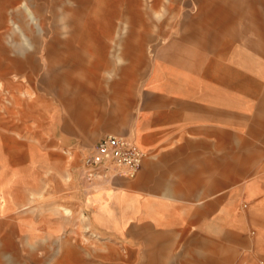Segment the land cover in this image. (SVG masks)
<instances>
[{
	"label": "rangeland",
	"instance_id": "1",
	"mask_svg": "<svg viewBox=\"0 0 264 264\" xmlns=\"http://www.w3.org/2000/svg\"><path fill=\"white\" fill-rule=\"evenodd\" d=\"M50 1L17 0L0 28V264H264V0H178L168 23L160 7L142 56L138 23L104 52L93 2ZM108 133L146 150L136 178L84 174Z\"/></svg>",
	"mask_w": 264,
	"mask_h": 264
},
{
	"label": "crops",
	"instance_id": "2",
	"mask_svg": "<svg viewBox=\"0 0 264 264\" xmlns=\"http://www.w3.org/2000/svg\"><path fill=\"white\" fill-rule=\"evenodd\" d=\"M16 1L17 0H7V6H4V9L0 10V28L6 25L7 20L11 21L14 24L15 28L18 27L17 20L18 18L21 17V13L18 12L14 7V4L16 3ZM60 1L61 0H51L50 1L53 14L56 16H58L59 14L57 5ZM75 1L78 4L77 8L75 9L76 11L83 10L87 5H89L90 2H93V7L91 8V11L94 15V20H95L94 22H96V28H95L96 31H94L96 34L92 32L91 34V36L93 37L92 41L94 44H99L100 47L104 50V52L107 50L109 45L104 44V42L99 39V36H106L107 34L110 36L113 32L118 33L119 30L130 31L132 29V25H134L135 23H138L140 27L136 34L137 41L135 45L141 56H142L143 49L145 46V41L147 37V29L150 27L148 23H149V19L151 20V15L154 14L158 16V11L160 7L161 8L164 7L166 13H168V17L166 19L168 23L169 21H171V19L175 17L176 12H177L176 4L178 3V0H121V1L120 0H75ZM165 1H167V3ZM64 8H65V11H70V8L68 7H64ZM5 9L6 10L10 9L9 14H7ZM25 9L28 12H30L28 8H25ZM29 15L32 17L31 13ZM161 19H162L161 17H157L156 21L155 20L153 21H155V23H158L159 21H161ZM161 26L162 27L164 26L163 23ZM191 30H192L191 25L187 24L185 27V31H183V33L180 35V38L177 40L171 41L169 45L170 48H174V47L177 48V47L184 46V45L188 46V44H190L194 38V33ZM79 32H80V26L78 22L75 21L73 22V27L70 32V35L71 37L78 36ZM130 32L132 33L133 31H130ZM55 34H56V40L59 41L58 39V36L60 35L59 28L55 29ZM131 36H133V34L127 36L126 39L122 38L120 45L123 44L125 45V47H128L130 44ZM102 59L103 60L101 61L99 60L97 62H94L93 68L95 69H99L101 67L109 68L112 65V62L108 60V58L105 55L103 56ZM58 63L59 65H61L60 67H62L64 65H68L70 61L67 58V59H64L62 62H58ZM15 67H16V62L14 60H11L9 64H4L3 61L0 60V75L3 76V75H6L7 73L12 72ZM124 108L126 107L124 106ZM108 134H112V133H108ZM117 135H120V134H117ZM94 144H96V142ZM141 147L146 152L144 147L143 146ZM149 164L147 165L148 166L147 171L149 170ZM143 165H144V162H143ZM122 179H129V178L117 177L116 182L119 181V183L121 184L122 182H124V181H121ZM119 190H123L125 191L123 193L127 194L126 187L122 186ZM190 195L194 196V194H190ZM157 204H160V201H157ZM187 211H188L187 212L188 213L187 222H189L191 220V217H194L195 212L193 209H189ZM181 222L183 223V221ZM177 226L182 227L183 225H177Z\"/></svg>",
	"mask_w": 264,
	"mask_h": 264
},
{
	"label": "built area",
	"instance_id": "3",
	"mask_svg": "<svg viewBox=\"0 0 264 264\" xmlns=\"http://www.w3.org/2000/svg\"><path fill=\"white\" fill-rule=\"evenodd\" d=\"M147 153L135 139L125 135L106 134L84 154L82 168L89 180L135 178Z\"/></svg>",
	"mask_w": 264,
	"mask_h": 264
}]
</instances>
